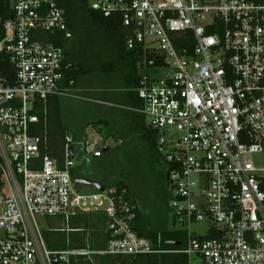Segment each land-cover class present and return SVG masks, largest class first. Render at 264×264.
Masks as SVG:
<instances>
[{"label":"built area","instance_id":"1","mask_svg":"<svg viewBox=\"0 0 264 264\" xmlns=\"http://www.w3.org/2000/svg\"><path fill=\"white\" fill-rule=\"evenodd\" d=\"M104 17L119 15L125 47L142 54L137 111L158 131L168 168L173 227L203 223L204 235L184 230L183 248L162 250L133 228L126 189L85 193L71 175L74 145L65 136L63 164L41 156L45 138L31 132L41 102L70 95L61 87L63 51L34 31L70 38L56 0H9L0 54L15 71L0 77V264H71L98 255L184 253L189 264H264V0H87ZM146 54L150 55L145 59ZM158 62V63H157ZM169 73L155 77L160 68ZM72 84V81H69ZM98 143L95 142V146ZM82 147L98 157L102 150ZM97 148V147H96ZM102 216L105 246L52 250L40 219ZM95 228H76L91 233Z\"/></svg>","mask_w":264,"mask_h":264},{"label":"trees","instance_id":"2","mask_svg":"<svg viewBox=\"0 0 264 264\" xmlns=\"http://www.w3.org/2000/svg\"><path fill=\"white\" fill-rule=\"evenodd\" d=\"M57 6L64 12L67 27L71 31L70 38H63L60 34L48 31H34L33 37L42 42L53 43L62 48L63 65H68L64 70L63 78L60 86L77 90L79 88L88 87L90 90H96L104 87V91L110 93L111 90H117L121 85V89L129 88L130 100L128 101L134 107L141 108L142 103L136 93L139 83V67L138 61L142 58V54L136 50H127L125 47L126 27L122 25L119 15L104 17L98 11L90 8L87 0H56ZM14 18V12L9 0H0V39L3 37V22ZM74 49L76 53H74ZM150 55L146 54L145 59H149ZM158 63V62H157ZM0 77L7 79L8 84L15 81V71L6 54H0ZM72 84H69V81ZM89 92V91H88ZM92 92V91H91ZM85 94V93H84ZM89 94V93H87ZM64 96H52L46 101V123L43 122V111L41 102H38L33 113L39 116V122L32 127L31 132L45 138V145H41L40 155L47 154L56 159L58 165L63 164V147L65 144V136L70 135L75 142L81 137V133L72 130L63 117V106L61 98ZM116 109V108H115ZM116 111V110H115ZM114 111V112H115ZM136 114V113H135ZM145 118L142 114L133 116L132 130L144 143L143 153L146 154V163L150 170L156 174V186L158 190H162L163 199L170 198V194L165 191L168 189L166 180L167 167L163 162L160 154L155 129H149L146 126ZM135 121V122H134ZM109 120L103 117L98 120L87 121L83 124L82 129L91 126L103 138H107L114 133L104 132L100 125H109ZM134 126V127H133ZM148 128V129H147ZM146 130V132H145ZM84 143V140L83 142ZM111 149L107 146L106 150ZM145 158V157H144ZM73 178L79 177L76 174L75 167L71 170ZM89 181H95L90 180ZM100 183V182H99ZM105 188L116 187L126 189V197L131 200L135 206V219L133 228L140 236H144L152 241L154 245L162 250L181 249L186 242L187 234L184 230H174L167 226L155 227L149 220H146L144 213L137 206L129 184L126 179L119 178L116 182L105 185ZM6 181L3 171L0 167V191L4 190ZM169 207V206H168ZM93 216H80L78 221L74 222V227L82 224L85 228H95L89 234L91 249H100L105 246V240L102 238L98 228L104 224L102 216L98 217L99 224L91 221ZM47 246L52 250L65 249V235L59 231L46 232ZM83 234L74 233V237H78V244L75 247H85L83 243ZM80 237L81 241L80 242ZM180 242V245L169 246L167 242ZM73 246V244H71ZM189 264L188 256L184 253L160 252L153 254L140 255H98L94 254L89 257H77L71 259V264Z\"/></svg>","mask_w":264,"mask_h":264},{"label":"rangeland","instance_id":"3","mask_svg":"<svg viewBox=\"0 0 264 264\" xmlns=\"http://www.w3.org/2000/svg\"><path fill=\"white\" fill-rule=\"evenodd\" d=\"M74 53H76L75 49ZM169 71L170 67L160 68L156 73L147 70L150 76L155 77L165 75ZM72 95L73 97L64 96L60 101L63 106L64 120L78 135L81 133L80 139L82 141L79 138L75 142L73 141L76 174L80 178L95 180L92 182H100L105 185L112 184L119 178L126 179L133 194L132 198L135 199L137 206L144 213L146 220H149L155 227L164 225L174 230H182L181 228L173 227L172 212L168 207L170 198L168 200V198L163 199L161 197L163 191H159L156 186V174L148 168L145 161L146 154L143 153V141L139 139L137 133L129 126V123L115 121V116H117L116 107L95 103L91 101V99H94V95L84 94L78 89ZM103 117L108 118L110 121L109 125H98L104 132L114 133L115 135L103 138L100 135H96L95 130L91 128H85L83 131L82 126L85 122L96 121ZM145 122L147 126L148 123L146 120ZM83 140L91 141L92 145L88 149L100 147L103 150L104 147L108 146L111 150L108 152L103 151L101 156L95 157L91 153L84 151L82 147ZM95 142L98 143L96 146ZM80 188L85 193H93L96 189L93 186H80ZM5 190L7 191V184L5 185ZM165 191L171 197L169 189L166 188ZM40 220L43 222V219ZM65 224H61L62 227H65ZM206 229L207 227L203 223H193L189 227L184 228V230H189L199 235H204ZM69 235L73 244L74 233H68ZM94 263L97 264L95 260ZM190 264H200V262L192 260Z\"/></svg>","mask_w":264,"mask_h":264},{"label":"crops","instance_id":"4","mask_svg":"<svg viewBox=\"0 0 264 264\" xmlns=\"http://www.w3.org/2000/svg\"><path fill=\"white\" fill-rule=\"evenodd\" d=\"M100 87V86H99ZM97 88L96 90H90V88L85 87V88H79L78 90L82 93H89V95H94V99L91 101H94L95 103L98 104H102V105H108V106H115L116 107V112H117V116H115V121L116 122H125V123H129V126H132V122H133V116L136 117L137 114H140L137 109L138 107H134L131 104L128 103V101L130 100V91L129 88H125V89H121L122 86L120 85L117 90H111L110 93L105 92L104 87L102 88ZM89 91V92H88ZM92 91V92H91ZM72 93H74V89H72V91L70 92V95H67L65 97H73ZM87 99V97H85ZM136 113V114H135ZM135 122V121H134ZM134 127V126H133ZM86 128H91L92 130H95L93 127L88 126ZM132 128V127H131ZM136 133V132H135ZM96 135H99L96 131H95ZM104 145H106V143H104ZM107 147V146H106ZM99 148V147H98ZM96 148V149H98ZM101 156V155H100ZM99 157V156H98ZM91 218V221L89 222H93V223H97L99 224V220L98 217L93 216V217H89ZM43 222L40 220V224L42 226V232H43V236L46 240L45 237V233L50 232V231H59L64 233L65 235V244H66V248H70V249H74V248H82L81 247H75V244H78L77 239L78 237H74V243L73 246L71 245V238L70 235L68 236V233H80L83 234V243L87 244V241L89 238V232H78V231H74V229L76 228H85L82 224H78L74 227V222L78 221L80 218H71L70 221L68 223H66L61 217H45L42 218ZM66 223L64 226L62 227L61 224ZM67 225V227H66ZM77 238V239H76ZM80 242L81 241V237H80ZM71 245V246H69Z\"/></svg>","mask_w":264,"mask_h":264},{"label":"water","instance_id":"5","mask_svg":"<svg viewBox=\"0 0 264 264\" xmlns=\"http://www.w3.org/2000/svg\"><path fill=\"white\" fill-rule=\"evenodd\" d=\"M148 127L149 128H154L153 125H148ZM103 150H106V147H104ZM166 180H168V172H166ZM74 182L77 185L93 186L96 189H98L99 191H103L104 190V186L102 184H100L99 182H92V181H89L87 179L80 178V177L74 178ZM166 245L177 246V245H180V242L170 241V242H167Z\"/></svg>","mask_w":264,"mask_h":264}]
</instances>
